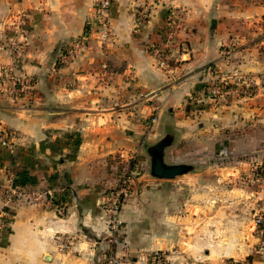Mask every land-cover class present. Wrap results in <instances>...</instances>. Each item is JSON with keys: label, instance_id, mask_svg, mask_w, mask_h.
Instances as JSON below:
<instances>
[{"label": "crops", "instance_id": "1", "mask_svg": "<svg viewBox=\"0 0 264 264\" xmlns=\"http://www.w3.org/2000/svg\"><path fill=\"white\" fill-rule=\"evenodd\" d=\"M96 3L0 0V71L13 66L34 82L17 103L0 93V133L9 142L0 147V215L9 219L0 264H107L110 252L121 264H148L155 252L168 264H264L252 222L264 211V182L253 177L264 167V89L187 110L217 72L264 74V0H156L142 29L136 16L149 0H115L105 45L95 31ZM172 9L186 12L189 34L168 71L150 45ZM84 36L88 48L63 58ZM164 137L167 163H208L213 175L136 178L114 245L103 207L118 172L112 158L136 154L147 170L146 148ZM223 148L231 151L225 160ZM64 188V217L27 198ZM60 234L74 239L70 252L59 250Z\"/></svg>", "mask_w": 264, "mask_h": 264}, {"label": "built area", "instance_id": "2", "mask_svg": "<svg viewBox=\"0 0 264 264\" xmlns=\"http://www.w3.org/2000/svg\"><path fill=\"white\" fill-rule=\"evenodd\" d=\"M115 0H97L95 6L96 34L98 35L101 45H105L111 37L110 29V11ZM156 0H149V4L137 12L136 28L142 29L149 19V14ZM186 12L184 10H170L167 14L163 28L159 32V40L150 45L152 56L155 58L158 66L164 70H173L181 61L180 55L183 52L186 40L182 38V34L186 31L185 25ZM188 36V32H185ZM88 48V37H82L77 40L72 48L66 52L63 58L74 56L79 50ZM19 47L15 46V53H18ZM224 59L228 62L229 51L223 52ZM229 64V63H228ZM34 89L33 79L19 74L13 66L4 67L0 71V93L10 100L21 101L29 98ZM259 89H264V74L260 76L242 75L237 70L231 72H217L210 84L206 85L202 90L197 91L192 97V101L196 107L205 106L207 101L218 103L221 101H229L232 98L250 99ZM156 118H152L151 124L155 123ZM0 146L9 147L7 133H0ZM231 151L223 148L219 157L222 160L228 159ZM115 157V156H114ZM121 160L118 164L116 176L113 185L106 192L103 207L108 217V231L114 245H118L122 241L123 222L120 218L122 207L132 190V186L136 180L142 175L140 163L130 168L133 156L119 155ZM114 159V158H113ZM135 159V158H134ZM128 163V164H127ZM130 163V164H129ZM143 169V168H142ZM254 180L264 182V167H256L254 169ZM55 191L46 190L44 193L32 196V200L43 202L47 210L55 212L58 216L64 217L67 212V206L59 202L55 197ZM254 232L258 237L257 252L264 255V211L258 212L253 217ZM9 219L5 214L0 215V234L7 231ZM60 251H69L74 243L73 238L69 235H57L55 238ZM74 248V247H73ZM120 258L116 253L110 252L106 258L107 264H121ZM148 264H168L167 256L162 252H155L150 255ZM222 264H228L224 262ZM241 264H249L241 262Z\"/></svg>", "mask_w": 264, "mask_h": 264}, {"label": "water", "instance_id": "3", "mask_svg": "<svg viewBox=\"0 0 264 264\" xmlns=\"http://www.w3.org/2000/svg\"><path fill=\"white\" fill-rule=\"evenodd\" d=\"M171 145V140L164 137L156 144L146 148L150 158V176L162 180H174L193 172L196 167L189 164H169L165 160V151Z\"/></svg>", "mask_w": 264, "mask_h": 264}, {"label": "rangeland", "instance_id": "4", "mask_svg": "<svg viewBox=\"0 0 264 264\" xmlns=\"http://www.w3.org/2000/svg\"><path fill=\"white\" fill-rule=\"evenodd\" d=\"M82 38V37H81ZM79 40V39H78ZM74 45V44H73ZM72 45V46H73ZM5 96V95H4ZM6 97V96H5ZM8 97V96H7ZM6 97V98H7ZM8 99V98H7ZM11 103H17V102H19V101H16V100H10V99H8ZM133 156V159L132 160H129V162H131V165L132 166H135L134 164L135 163H140V165L142 166V168H141V171H142V175L141 176H143V174H145V173H149L150 172V168H147V170L144 168V166H143V164L141 163V160L139 159V157L136 155V154H134V155H132ZM135 158V159H134ZM112 160H113V162H118V164L119 163H121L120 162V160H121V157H119V155H116L115 157H114V159L112 158ZM216 162H218V161H216ZM133 163V164H132ZM220 163V162H219ZM128 164V163H127ZM130 164V163H129ZM207 165H208V163L206 164V163H203L202 164V166L199 168V167H197L193 172H191V173H189V174H187V175H184V176H182V177H179V178H183V177H204V178H206V177H209V176H212L213 174H212V172L210 171V170H208V168H207ZM119 166V165H118ZM115 176H116V174H115ZM140 176V177H141ZM115 178V177H114ZM46 191V190H45ZM44 191V192H45ZM18 192V191H17ZM17 192H16V194H17ZM44 192H42V193H44ZM42 193H30V194H28V196H27V198H28V201L29 202H31V203H34L35 201H33L32 200V196H34V195H39V194H42ZM11 197L12 198H14V196L16 197L17 195H14L13 196V194L11 193ZM34 204H41L43 207H44V204H43V202H41V201H39V202H36V203H34ZM46 209V208H45ZM248 217H249V221H248V224H250L251 223V220H252V217L250 216V214H248ZM254 233V232H253ZM123 235V234H122ZM73 243H74V239H73ZM73 247H74V245H73ZM73 247L69 250V251H66V252H70L72 249H73ZM63 252V251H62Z\"/></svg>", "mask_w": 264, "mask_h": 264}, {"label": "trees", "instance_id": "5", "mask_svg": "<svg viewBox=\"0 0 264 264\" xmlns=\"http://www.w3.org/2000/svg\"><path fill=\"white\" fill-rule=\"evenodd\" d=\"M204 87L202 88H199L197 89L198 91L199 90H202ZM205 106H194V103L192 101V98L189 99V102H188V106H187V110H192V109H203ZM1 147V146H0ZM133 164V163H132ZM132 167V165H130V168ZM54 186H52L51 188H53ZM69 196H70V193H69V189L68 188H64L62 191H59L57 193H55V197L56 199L59 201V202H62L64 203L66 206L68 205V202H69ZM6 232V231H5ZM247 261L249 262L250 261V258L247 259ZM228 264H241V262H237V261H234L232 259L226 261Z\"/></svg>", "mask_w": 264, "mask_h": 264}]
</instances>
